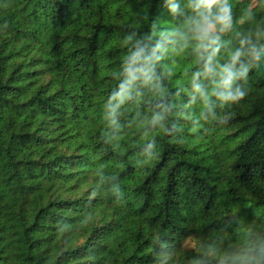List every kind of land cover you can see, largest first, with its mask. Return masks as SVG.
Masks as SVG:
<instances>
[{
	"label": "trees",
	"instance_id": "obj_1",
	"mask_svg": "<svg viewBox=\"0 0 264 264\" xmlns=\"http://www.w3.org/2000/svg\"><path fill=\"white\" fill-rule=\"evenodd\" d=\"M232 2L221 63L264 41V3ZM180 20L168 0H0V264H264V55L242 99L206 105L196 53L168 51L110 123L125 55Z\"/></svg>",
	"mask_w": 264,
	"mask_h": 264
},
{
	"label": "clouds",
	"instance_id": "obj_2",
	"mask_svg": "<svg viewBox=\"0 0 264 264\" xmlns=\"http://www.w3.org/2000/svg\"><path fill=\"white\" fill-rule=\"evenodd\" d=\"M168 3L171 12H179L181 16L178 26L170 34V47H162L157 42L149 49L147 43L137 41L136 46L125 55L121 65L123 78L109 94L107 101L111 107L110 123H115L117 111L133 98L134 93L138 94L139 85H154L157 89L161 87V74H158L157 65L168 51L181 53L191 48L196 53L197 66L192 70L189 80L193 100L198 96L208 105L211 97H215L224 104L234 103L242 99L247 91L240 82L247 80L251 63H245L243 57L258 59L264 55V41L241 39L239 46L230 52L223 63L217 59L222 47L218 34L229 32L233 27L232 0H186L184 8L176 0H168ZM244 11L251 16L250 6ZM145 40H151V36ZM160 119V113L152 117L153 122Z\"/></svg>",
	"mask_w": 264,
	"mask_h": 264
}]
</instances>
